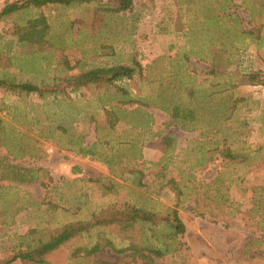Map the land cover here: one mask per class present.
<instances>
[{"label": "rangeland", "instance_id": "obj_1", "mask_svg": "<svg viewBox=\"0 0 264 264\" xmlns=\"http://www.w3.org/2000/svg\"><path fill=\"white\" fill-rule=\"evenodd\" d=\"M113 1L41 9L49 30L36 53L14 33L37 9L0 21V79L43 93L0 88V262L63 224L133 204L179 205L185 232L154 264H264V0H131L121 13ZM118 64L140 67L117 82L127 94L63 82ZM105 237L126 246L116 228ZM96 241L93 231L47 260L141 264L108 248L71 256Z\"/></svg>", "mask_w": 264, "mask_h": 264}, {"label": "trees", "instance_id": "obj_2", "mask_svg": "<svg viewBox=\"0 0 264 264\" xmlns=\"http://www.w3.org/2000/svg\"><path fill=\"white\" fill-rule=\"evenodd\" d=\"M91 0H21L7 3L0 11V21L23 10L37 9L39 13L28 19L24 25H16L15 37L17 43L26 45L36 53L43 44L48 34L49 24L46 17L40 10L47 6L69 7L72 4L88 3ZM108 10L112 13L127 11L132 6L131 0H114L108 4ZM138 64L125 65L118 64L109 68H94L83 70L77 75L70 76L63 80L72 87V91L94 86L98 88H112L116 92L127 94L124 88L117 82L131 80L136 74ZM259 73L247 74L248 82L252 84L256 81ZM260 84L264 83L258 81ZM0 88L16 94L38 93L43 97L42 91L37 84L31 82H17L0 79ZM135 100L124 103H136ZM172 118L179 116V107H173ZM187 114L192 115V111L183 113V119L187 120ZM192 119V116L190 117ZM224 158L234 160L228 150H222ZM179 205L170 208L166 212L159 213L133 204H125L122 209L106 207L96 213L91 214L87 220L68 222L60 227L51 230L48 236L38 239L32 244H28L23 250L17 251L12 257L3 260L0 264H13L19 261L23 264H51L47 256L56 249L66 246L73 241L81 239L84 235H89L97 231L98 241L91 247H76L71 256L76 257L83 253L84 257H92L96 253L108 248L116 254H126L132 258L133 262L140 261L141 264H154L155 259L164 258L172 251V247L177 238L184 234L185 225L179 218L177 208ZM116 228L119 237L126 242V246L117 247L110 239L105 237L107 229Z\"/></svg>", "mask_w": 264, "mask_h": 264}, {"label": "built area", "instance_id": "obj_3", "mask_svg": "<svg viewBox=\"0 0 264 264\" xmlns=\"http://www.w3.org/2000/svg\"><path fill=\"white\" fill-rule=\"evenodd\" d=\"M4 1H7V0H4Z\"/></svg>", "mask_w": 264, "mask_h": 264}]
</instances>
